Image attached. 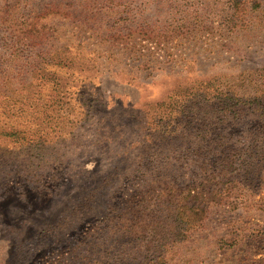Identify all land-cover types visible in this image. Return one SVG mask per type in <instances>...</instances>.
<instances>
[{"label":"rangeland","instance_id":"374dc122","mask_svg":"<svg viewBox=\"0 0 264 264\" xmlns=\"http://www.w3.org/2000/svg\"><path fill=\"white\" fill-rule=\"evenodd\" d=\"M0 264H264V0H0Z\"/></svg>","mask_w":264,"mask_h":264}]
</instances>
